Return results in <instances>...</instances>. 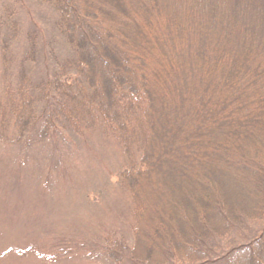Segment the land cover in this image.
<instances>
[{
  "label": "trees",
  "instance_id": "obj_1",
  "mask_svg": "<svg viewBox=\"0 0 264 264\" xmlns=\"http://www.w3.org/2000/svg\"><path fill=\"white\" fill-rule=\"evenodd\" d=\"M47 1L75 58L53 60L21 14L0 142L100 131L121 146L132 225L105 236L112 264H264V0ZM18 20L0 30L2 60Z\"/></svg>",
  "mask_w": 264,
  "mask_h": 264
},
{
  "label": "rangeland",
  "instance_id": "obj_2",
  "mask_svg": "<svg viewBox=\"0 0 264 264\" xmlns=\"http://www.w3.org/2000/svg\"><path fill=\"white\" fill-rule=\"evenodd\" d=\"M9 1L18 0L0 4ZM49 4L21 0L15 23L18 39L16 44L8 42L11 52L0 57L1 64L16 63L21 56V14L25 24L31 19L42 25L52 42L45 41L53 60H74ZM13 16L0 8V30L7 27V36ZM159 26L157 34L164 37L166 21L160 20ZM37 41L39 46L43 42ZM3 69L0 66V82ZM51 142L27 148L0 142V264H112L102 250L107 233L131 236L130 194L120 183L124 151L100 131L80 137L63 130ZM239 192L235 187V194Z\"/></svg>",
  "mask_w": 264,
  "mask_h": 264
}]
</instances>
